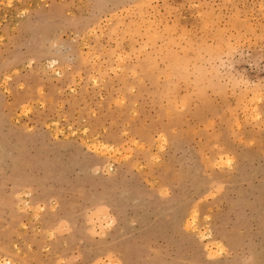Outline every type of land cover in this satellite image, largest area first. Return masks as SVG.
<instances>
[{
	"label": "rangeland",
	"instance_id": "374dc122",
	"mask_svg": "<svg viewBox=\"0 0 264 264\" xmlns=\"http://www.w3.org/2000/svg\"><path fill=\"white\" fill-rule=\"evenodd\" d=\"M0 264H264V0H0Z\"/></svg>",
	"mask_w": 264,
	"mask_h": 264
},
{
	"label": "bare ground",
	"instance_id": "6f19581e",
	"mask_svg": "<svg viewBox=\"0 0 264 264\" xmlns=\"http://www.w3.org/2000/svg\"><path fill=\"white\" fill-rule=\"evenodd\" d=\"M96 140V139H95ZM95 144H97V145H95ZM95 144H93V145H95V149H97L98 150V147H100L101 145L99 144V143H95ZM104 144V143H103ZM105 145V144H104ZM100 150V149H99ZM230 161H231V159H229ZM196 213V212H195ZM193 214V213H192ZM191 214V215H192ZM193 215H195V214H193ZM196 217H197V215H196ZM194 219H195V216H193L192 218H190L189 220H188V224H193L194 223ZM196 220V219H195ZM187 222V221H186ZM190 225H188L189 227H190ZM211 233H206V235H210Z\"/></svg>",
	"mask_w": 264,
	"mask_h": 264
}]
</instances>
